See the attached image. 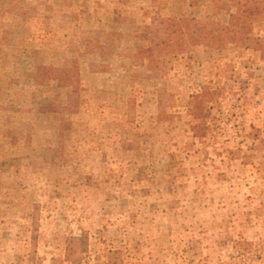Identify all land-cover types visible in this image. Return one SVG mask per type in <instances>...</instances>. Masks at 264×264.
Segmentation results:
<instances>
[{"label":"rangeland","instance_id":"374dc122","mask_svg":"<svg viewBox=\"0 0 264 264\" xmlns=\"http://www.w3.org/2000/svg\"><path fill=\"white\" fill-rule=\"evenodd\" d=\"M240 1L0 0V264H264V51L166 24Z\"/></svg>","mask_w":264,"mask_h":264},{"label":"trees","instance_id":"16d2710c","mask_svg":"<svg viewBox=\"0 0 264 264\" xmlns=\"http://www.w3.org/2000/svg\"><path fill=\"white\" fill-rule=\"evenodd\" d=\"M257 22H264V2L242 0L239 3L234 27L223 26L211 22L198 20H166V24L176 26L173 34H179L184 31L182 27L194 33L192 42L193 47L205 46L209 49H216L222 35H226L230 44L244 48H252L253 50L264 51V37L253 36L251 29ZM162 27H156L154 31L147 33V39L150 44L146 49L147 57H154L162 60V46H171L162 36ZM150 37V38H149ZM158 49H161L158 51ZM215 92L205 86L200 94L193 96L190 106V115L195 119L207 120L211 116V108L205 105L214 98ZM212 107V106H211Z\"/></svg>","mask_w":264,"mask_h":264}]
</instances>
